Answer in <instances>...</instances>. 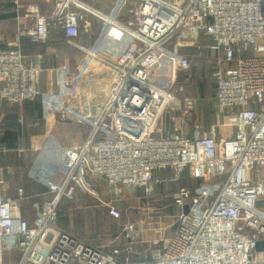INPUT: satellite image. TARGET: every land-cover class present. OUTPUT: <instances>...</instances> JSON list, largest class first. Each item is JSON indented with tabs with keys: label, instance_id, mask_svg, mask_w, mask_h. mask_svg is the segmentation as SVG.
<instances>
[{
	"label": "built area",
	"instance_id": "built-area-1",
	"mask_svg": "<svg viewBox=\"0 0 264 264\" xmlns=\"http://www.w3.org/2000/svg\"><path fill=\"white\" fill-rule=\"evenodd\" d=\"M88 13L103 23L92 55L110 31L129 43L118 55L117 75L98 114L76 102L83 91L71 82L62 84L71 89L68 98L49 105L52 125L74 120L88 135L33 224L15 217L16 202L0 184V264H264V249H257L264 241V0H116L108 14L80 0H56L49 18L26 14L32 29L18 32L12 47L0 52V98L17 104L40 95L41 68L22 53L24 35L42 43L49 28L59 27L68 39L77 38L90 29ZM183 34L188 41L209 38L208 48L220 55L211 73L213 123L208 130L196 125L192 137L183 131L160 134L165 113L189 116L196 99L179 98L182 85L173 91L154 81L155 75L189 70L178 51L159 68L165 49ZM186 169L203 184L175 193L174 204L183 209L177 228L170 237H164L166 228L153 229L150 245L157 249L149 259L132 258L139 234L135 223L110 235L128 245L108 253L56 226L62 202L76 195L106 207L117 220L124 192L143 189L153 196L157 173L170 171L178 180ZM93 178L106 182L113 199L101 198Z\"/></svg>",
	"mask_w": 264,
	"mask_h": 264
},
{
	"label": "crops",
	"instance_id": "crops-1",
	"mask_svg": "<svg viewBox=\"0 0 264 264\" xmlns=\"http://www.w3.org/2000/svg\"><path fill=\"white\" fill-rule=\"evenodd\" d=\"M80 1L92 10L104 14H108L116 2L111 0L107 7L99 0ZM55 4L56 0H0V52L12 47L18 32L32 29L34 21L25 19L26 14L37 12L49 18L55 14ZM87 19L90 22L89 31L82 32L71 40L63 35L59 27L49 28L47 39L42 43H32L28 36L24 35L21 38L22 53L41 68L37 82L40 95L33 100L17 104L7 103L0 98V184L5 196L16 202L13 206L15 217L30 224L34 223L37 213L52 193L63 184L76 147L83 144L88 135L87 128L74 120H59L52 125L47 120L50 114L49 105L68 98L71 89L62 84L71 82L83 91V95L78 97L76 102L89 114H98L106 99V87L117 75L115 65L118 55L129 43L121 33L110 31L104 36L97 54L92 55L90 52L101 35L103 23L91 13L87 14ZM190 42L192 46H196L195 61L189 58L191 53L179 48L177 51L188 59L190 66L187 71H177L188 74L186 80H192L198 75L201 78L204 76L207 84L190 91L184 88L183 92L177 93L181 99H196L195 108L189 116L184 112L165 113L159 131L163 135L183 131L192 137L196 125L208 130L213 123L216 83L211 78V73L220 55L208 48L211 40L203 35ZM192 62L195 64H191ZM2 86L3 81L0 80V89ZM163 172L155 175V179H159L160 183L165 182ZM93 182L99 185V189L102 188L101 193L107 191L111 195L105 181L94 178ZM82 204L77 199L65 201V205L72 208L67 212L89 207ZM105 218L108 219L106 216ZM110 219L113 220L111 217ZM109 222L108 219L107 225ZM69 225L67 223V228ZM154 235V232L141 234L140 238L138 234L132 246V258L151 257L146 254L147 258L138 257L137 251L140 243L145 246L150 244L149 240ZM78 237L106 253L113 247H123V242L121 245H104L100 239L89 238L85 233L79 234ZM156 249L150 245V250H154L152 252Z\"/></svg>",
	"mask_w": 264,
	"mask_h": 264
},
{
	"label": "rangeland",
	"instance_id": "rangeland-1",
	"mask_svg": "<svg viewBox=\"0 0 264 264\" xmlns=\"http://www.w3.org/2000/svg\"><path fill=\"white\" fill-rule=\"evenodd\" d=\"M99 1L105 3V5L108 7L111 0H99ZM184 38H186L185 34L177 37L168 45L163 55L164 61L162 60L161 63L159 64L160 69L163 70L166 63L169 62V60L171 59V56L177 53V50H180L181 47L192 46V43ZM191 64H195V62H192ZM173 72L174 74H172ZM172 73L171 74L166 73L164 75V80H163V76L155 75V80H154L155 83L161 87H165L166 85H169V87H171L172 90L174 88L176 89L180 84L189 91L190 89L192 90L195 89V86L191 82V79L186 80L187 79L186 75H183L182 77L180 74L181 72L177 71V69L172 71ZM167 174H168L167 178L169 181H177L175 179V176L171 172ZM93 179L91 180L92 181L91 183L93 184L94 188L98 191L101 198L105 201L113 199L114 197L113 193L111 192V195L107 191L105 193L103 192L101 193L102 188L99 189L98 187L99 185L95 184L93 182ZM177 187H178L177 184L174 183V186H171L172 192L176 191ZM198 188H200V186ZM174 195L175 192L169 194V197H167L166 200L164 201L162 199H157L154 204H158L157 206L160 207L156 208L154 207L156 205L150 206V201L152 200V196L145 194L144 196H141L138 195L137 190H131V191L127 190L126 192H124V194L121 196L119 200L118 208L121 211V217L117 220L110 219V217L106 214L107 211L106 207L94 203L93 200H88L87 203H85V201L80 200L79 196L76 195L75 199L81 201L83 203L82 205H86L89 207L84 208L83 210L73 209L72 212H67L69 215L65 213L59 215L57 216L55 223L57 227H60L61 221L62 223L67 222L70 224L69 228L67 229L75 236L77 234L79 236V234L83 235L85 233L86 235L90 236L89 238L100 239L99 241L102 242V244L104 245L107 244L109 246L121 245L122 242H123L122 246L128 245V242L123 237L116 239L114 237H110V235L111 233H115L119 231L124 226L130 223L137 224L136 229L139 233L140 238H141V234H151L153 232V229L154 230L159 229L160 227L166 228L167 230V232L164 233V237H170L172 235L171 231L174 227L177 226L178 217L183 211L182 208H179L174 204ZM193 195H195V193ZM143 197L148 198L145 199L146 205H144L143 203L144 201ZM64 203L65 201H63L62 204ZM148 203L149 205H147ZM69 208L71 207L69 206ZM105 216L110 220L108 225H107L108 219H106ZM139 245L140 246H138V251H137L138 257L147 258L148 256L146 255L151 256V254L154 253L152 252L154 250L152 251L150 250V244L145 246L144 244L140 243ZM132 250L134 251L133 247ZM15 256L16 254L13 255V257ZM5 262L6 263L9 262V260L6 258ZM13 262H16V260H13Z\"/></svg>",
	"mask_w": 264,
	"mask_h": 264
},
{
	"label": "trees",
	"instance_id": "trees-1",
	"mask_svg": "<svg viewBox=\"0 0 264 264\" xmlns=\"http://www.w3.org/2000/svg\"><path fill=\"white\" fill-rule=\"evenodd\" d=\"M63 35L65 36V34H63ZM181 50L182 51L186 50L187 53H189V54L191 53L192 55H190L189 58H191L192 61H195V58H194L195 56L194 55H195V52H196L195 51L196 50V46H183V47H181ZM180 74H181L182 77H183V75H186V76L188 75V74L183 73V72H181ZM202 77L203 78H201L198 75V76L194 77L191 80V82L194 84L195 87L202 86L203 84H207L206 81L204 80V76H202ZM167 173H170V172H168V171H164L163 172V174H164L163 180H165V182H162V183H160L159 185H157L155 187V191H154V194L152 196V200L150 201V206L151 205L152 206L156 205L154 207H156V208L160 207V206H157L158 204H154L157 199H162L164 201V200H166L167 197H169V194L177 192L178 189L181 188V187H189V188H191V190L194 191L195 189H197L199 186H201L203 184L200 180H196V179L191 178L188 169H186L184 171V173L182 174L181 178L179 180H177V181H169L168 178H167V176H168ZM174 183H176L178 187H177L176 191L172 192L171 186H174ZM137 193H138V195H141V196H144V194L146 195V193H145V191L143 189H137ZM145 199H148V198H144V201H143L144 205H146ZM147 205H149V203ZM66 206L67 205H65V203L62 204V206H60V210L58 212V216L62 215L64 213L67 214V210H69L68 209L69 207L68 206L66 207ZM60 219H61V217H60ZM59 228L61 230L65 231V232L69 233V230L67 229V222L62 223V221H61ZM176 228H177V226L172 229V231H171L172 235L174 234ZM75 237H77L78 239H82V238H80L78 236H75ZM257 249H258V251H262L264 249V241H260L258 243ZM133 258L135 259L136 256L133 257Z\"/></svg>",
	"mask_w": 264,
	"mask_h": 264
}]
</instances>
